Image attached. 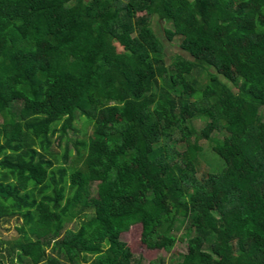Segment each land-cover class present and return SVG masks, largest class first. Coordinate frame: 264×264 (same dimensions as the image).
Listing matches in <instances>:
<instances>
[{
  "label": "trees",
  "instance_id": "1",
  "mask_svg": "<svg viewBox=\"0 0 264 264\" xmlns=\"http://www.w3.org/2000/svg\"><path fill=\"white\" fill-rule=\"evenodd\" d=\"M262 107L264 0H0V264H264Z\"/></svg>",
  "mask_w": 264,
  "mask_h": 264
},
{
  "label": "rangeland",
  "instance_id": "2",
  "mask_svg": "<svg viewBox=\"0 0 264 264\" xmlns=\"http://www.w3.org/2000/svg\"><path fill=\"white\" fill-rule=\"evenodd\" d=\"M150 25L153 28V30L156 32L157 35L161 38L162 41H164L165 44V52L173 53L176 51H181L179 49V42L180 37L176 36L172 39V41H167L164 33L163 28L169 27L170 24L163 21L162 19H157V17H152L150 20ZM21 100L16 99L12 103V110L17 112L19 107L21 106ZM261 117L264 119V107L260 109ZM192 124L194 127L199 130L203 125L204 121L194 119L192 120ZM74 126L77 131L68 130L67 133V139L63 137L61 141L57 138V133L52 137V143L51 148L56 150L57 152L61 153L65 147V145L70 148L71 152L68 157V161L72 159L75 153V149L73 148L72 141L75 138H81L83 136L82 132L79 130L82 128L81 120L78 118L74 121ZM225 133L221 131H214L212 132L211 136H215L216 138H222ZM207 143V142H206ZM179 149H183L184 146L182 143H179L177 145ZM212 160V157L208 156L207 154H204L202 156V165L208 166V162ZM61 157L59 158V163L61 162ZM58 164V163H56ZM64 164V163H63ZM21 218L12 217L10 219H4L0 221V238H12L17 236V226L20 224ZM77 221L74 219L71 222L67 223L65 226L69 228H75L77 225ZM187 222H177L175 224V228L172 230V235H175L177 238H186V235L184 234V230L186 228ZM140 234V226L138 224H135L130 227V229L126 232H123L120 236L121 240L125 241L129 244L131 251L134 255V260L132 264H149L150 260L156 259L158 260V264H178L177 262L180 260L181 254L185 251V241L178 240L173 247L171 251H164V250H157V249H150L147 248L139 239ZM204 249L208 250L209 245L205 244ZM48 253H51L50 248L48 247L46 249ZM16 262V260H14ZM4 264H13L10 263L7 259L3 260ZM19 264H26V263H19Z\"/></svg>",
  "mask_w": 264,
  "mask_h": 264
}]
</instances>
